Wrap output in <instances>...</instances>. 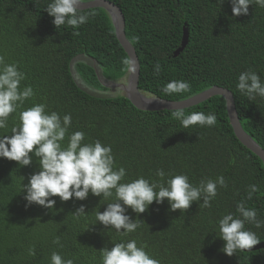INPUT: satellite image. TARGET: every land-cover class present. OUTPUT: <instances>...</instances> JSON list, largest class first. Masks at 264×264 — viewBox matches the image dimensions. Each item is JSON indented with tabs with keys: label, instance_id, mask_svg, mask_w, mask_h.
<instances>
[{
	"label": "trees",
	"instance_id": "trees-1",
	"mask_svg": "<svg viewBox=\"0 0 264 264\" xmlns=\"http://www.w3.org/2000/svg\"><path fill=\"white\" fill-rule=\"evenodd\" d=\"M93 0H82L89 2ZM116 5L125 19V35L134 47L140 64L138 88L147 96L179 102L212 87L229 90L235 101L244 132L264 150V98L248 101L237 90L240 74L253 72L264 85V8L254 3L247 16L233 17L231 0H107ZM54 0H0V56L6 65H15L25 79L20 90L31 87L34 96L10 115L0 139L11 137L19 126V113L45 104L46 113H57L61 121L71 116L69 137L83 132L82 146L99 141L111 147L115 168H124L122 184L139 178L149 183H164L176 175H185L193 187L202 180L216 181L223 176L227 188L217 187L211 207L193 202L181 214L170 211V204L155 201L145 213L137 215L126 208L125 215L140 227L128 235L123 229L105 228L96 214L116 203L89 192L87 199L73 197L53 209L29 205L22 188L40 171L39 158L30 153L32 163L20 167L0 157V264H51L55 252L73 264H102L100 251L115 244L135 240L150 258L159 264H264V249L237 251L232 257L222 252L219 221L228 214L238 217L236 208L244 202L257 212L262 226L245 223L264 242V165L236 137L227 114L225 100L214 96L183 109L185 116L202 112L215 115L214 127L192 126L184 129L173 118V111H142L124 95L101 97L93 92L108 91L103 83H119L128 70V59L117 40L109 14L102 8L80 10L88 16L80 28L67 25L57 29L46 8ZM189 42L178 57L183 29ZM79 32L78 36L71 35ZM83 57L93 64L77 61ZM161 72L154 75V65ZM93 67H91V66ZM87 89L76 82L74 73ZM173 81L186 82L191 91L166 96L162 89ZM10 148V146H9ZM163 170L164 181L156 173ZM259 191L248 200L249 186ZM158 191V189H156ZM123 207V204H121ZM83 207L85 214H73ZM59 238L60 244L53 241ZM34 249L35 255H29Z\"/></svg>",
	"mask_w": 264,
	"mask_h": 264
},
{
	"label": "clouds",
	"instance_id": "clouds-1",
	"mask_svg": "<svg viewBox=\"0 0 264 264\" xmlns=\"http://www.w3.org/2000/svg\"><path fill=\"white\" fill-rule=\"evenodd\" d=\"M233 17L247 16L249 6L253 3L264 8V0H231ZM82 0H54L46 11L54 17L53 23L57 29L67 25L72 29L80 28L88 21V16L79 15V6ZM79 32L71 35L78 36ZM129 72L135 74L134 62L128 59L122 61ZM161 66L154 65V75H159ZM25 76L17 70L15 65H6L4 57L0 56V129L7 127L11 114L16 113L24 102L34 96L31 87L20 90L21 81ZM237 90L245 95L248 101H255L259 96L264 98V85L255 73L249 71L240 74ZM166 96L183 94L191 91L186 82L173 81L162 90ZM173 118L180 121L184 129L199 125L200 127H214L217 123L215 115H205L197 112L185 116L184 110H174ZM71 116L65 115L61 121L60 116L51 112L46 113V105L38 104L19 113V126L13 127L11 137L0 139V157L15 161L20 167L30 166L32 159L30 153L39 158L40 171L29 178V184L22 188L27 195L24 199L29 205L36 204L47 209L55 207V201L50 197H59L61 202H67L75 197L76 200L87 199L89 192L95 197L104 200L115 198L116 203L107 204V209L101 214H96V220L105 228H114L117 233L123 229L126 236L134 233L141 225L133 222L125 215L126 208L132 209L137 215L143 214L154 201L162 204L167 200L170 211L179 210L181 214L187 212L193 202L203 199L199 205L202 208L211 207V201L218 195L217 187L227 188L223 176L216 181L202 180L199 187H193L185 175H176L164 183H149L144 178H139L131 183L122 184L126 176L124 168L114 170L115 162L111 147L102 146L99 141L94 144L82 146L85 139L83 132H75L68 139L66 148H62L68 129L71 126ZM10 146V148H9ZM159 181H164L165 173L158 170L156 173ZM158 189V191H156ZM255 186H249L247 199H252V194L258 192ZM123 204V207L121 206ZM239 218L231 214L225 215L219 221L220 239L225 242L222 252L232 257L237 251L252 250L260 243L257 236L246 231L245 223L256 228L262 226L257 220V212L248 209L244 202L236 208ZM85 214L83 207L79 208L75 217ZM59 245V238L53 241ZM102 264H159L149 257L143 247H137L135 240L117 243L108 250L100 251ZM29 255H35V250L30 249ZM51 264H73L71 260L64 261L55 252L51 256Z\"/></svg>",
	"mask_w": 264,
	"mask_h": 264
},
{
	"label": "water",
	"instance_id": "water-1",
	"mask_svg": "<svg viewBox=\"0 0 264 264\" xmlns=\"http://www.w3.org/2000/svg\"><path fill=\"white\" fill-rule=\"evenodd\" d=\"M82 3L83 4L79 6V10L102 8L109 14L115 29V34L118 42L120 43L125 53L128 55L129 61L134 62V66L136 68L135 74L128 71L127 74L122 79V81L123 82L125 81L126 84H117V85L121 88V90L124 92V96L132 103V105L135 108L142 111L183 110L185 108L196 106L211 97L220 96L225 100L229 121L231 123V126L233 128V131L237 139L248 150L254 153L258 158H260V160L263 162L264 165V150L242 129V126L238 118L237 110L235 107L234 97L229 90L220 87H212L209 90H206L198 95H195L189 99L179 102L165 101L153 96L145 95L144 93L140 92L138 88L139 77H140V64L134 47L130 44V42L126 38L125 19L122 11L116 5H114L113 3L107 0H93ZM188 42H189V34L187 29L184 28L181 46L178 50L174 52V57H178L179 54L183 52L185 47L188 45ZM94 68L97 72L96 67ZM100 75L101 74L98 73L99 78L101 77ZM100 80L103 79L100 78ZM103 84L104 86L109 87L105 83ZM143 98H145L146 100H154V103H148ZM261 249H264V242L259 243L252 250L245 252H252Z\"/></svg>",
	"mask_w": 264,
	"mask_h": 264
},
{
	"label": "rangeland",
	"instance_id": "rangeland-1",
	"mask_svg": "<svg viewBox=\"0 0 264 264\" xmlns=\"http://www.w3.org/2000/svg\"><path fill=\"white\" fill-rule=\"evenodd\" d=\"M77 61L86 62L85 64H87V63L93 64L96 67L97 72L99 73V69L94 64L93 61L88 60V59H85L83 57L77 58ZM91 67H93V66H91ZM73 73H74V77H75L76 82L78 83V85L81 86L84 89H87L86 86H84L83 82L80 80V78L75 74L74 70H73ZM105 84L109 86L108 87L109 88L108 91H105V92H93V93L96 94V95H98V96H101V97H114V96L119 95V94L120 95H124V92L121 90V88L117 84H126L125 81L123 82L121 80L119 83H110V84H108L107 82H105Z\"/></svg>",
	"mask_w": 264,
	"mask_h": 264
},
{
	"label": "bare ground",
	"instance_id": "bare-ground-1",
	"mask_svg": "<svg viewBox=\"0 0 264 264\" xmlns=\"http://www.w3.org/2000/svg\"><path fill=\"white\" fill-rule=\"evenodd\" d=\"M146 102L148 103H154V100H146L145 98H143Z\"/></svg>",
	"mask_w": 264,
	"mask_h": 264
}]
</instances>
